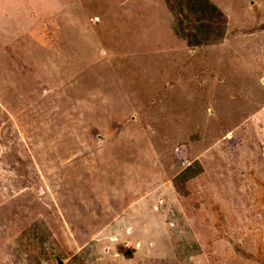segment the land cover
<instances>
[{"label": "rangeland", "instance_id": "1", "mask_svg": "<svg viewBox=\"0 0 264 264\" xmlns=\"http://www.w3.org/2000/svg\"><path fill=\"white\" fill-rule=\"evenodd\" d=\"M0 0V264H264V0Z\"/></svg>", "mask_w": 264, "mask_h": 264}, {"label": "trees", "instance_id": "2", "mask_svg": "<svg viewBox=\"0 0 264 264\" xmlns=\"http://www.w3.org/2000/svg\"><path fill=\"white\" fill-rule=\"evenodd\" d=\"M168 7L171 9H174V18L176 19L178 27H180L181 31L186 30V32L183 35V38L187 41L188 46L195 47L197 45H201L206 43V39L199 38L196 33L192 32L189 27L185 26L184 21L182 18H180V6L177 5L175 0H164Z\"/></svg>", "mask_w": 264, "mask_h": 264}]
</instances>
